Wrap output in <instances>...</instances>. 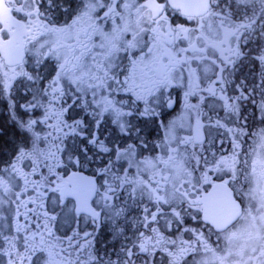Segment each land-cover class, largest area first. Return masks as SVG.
Instances as JSON below:
<instances>
[{"label":"flooded vegetation","instance_id":"obj_1","mask_svg":"<svg viewBox=\"0 0 264 264\" xmlns=\"http://www.w3.org/2000/svg\"><path fill=\"white\" fill-rule=\"evenodd\" d=\"M120 1L0 0V222L20 237L0 238V264H202L207 252L211 264L229 254L264 264V207L257 217L242 193L256 186L264 197V40L242 46L236 0H209L199 16L166 0ZM113 20L133 28L117 39ZM86 60L97 71L79 75L77 93L70 74ZM138 160L168 164L156 169L164 181L194 174L197 211L161 218L182 209L174 191L158 215L144 194L129 205ZM73 174L86 177L68 182ZM158 181L161 194L173 189ZM70 189L85 203L93 192L97 217L75 211ZM208 196L221 216L205 221ZM246 220L255 232H242Z\"/></svg>","mask_w":264,"mask_h":264},{"label":"rangeland","instance_id":"obj_2","mask_svg":"<svg viewBox=\"0 0 264 264\" xmlns=\"http://www.w3.org/2000/svg\"><path fill=\"white\" fill-rule=\"evenodd\" d=\"M238 1L239 4L242 3V12L244 13L242 15V46L244 44L251 43L250 46L253 45L255 46V43L258 40L263 39L264 40V0H236ZM142 3L143 0H121L120 1V7L124 8V5H127V8H133L137 7L138 3ZM125 18L121 17L120 21H124ZM117 20H113V23L110 25V28H113L115 32L112 33L111 36L116 37L117 39L120 38L121 34L120 32L122 30H127L129 28H133L132 24L129 25H118L116 24ZM109 36V35H108ZM138 45V43H136ZM153 55L151 57H148L147 59L144 60L143 65L148 67L150 62H152L155 58V50L152 51ZM113 61H111V64H107L108 68L112 69ZM117 65V64H116ZM96 64L92 63L89 64V62L86 60L85 65L83 66H78L76 68V71H72L70 74V84H71V89L77 93H79L80 90L84 88L83 82L79 81V75L82 74L83 72H87L89 74L94 73L96 70L95 68ZM150 67H148L146 70H149ZM155 101H151V104H154ZM190 120V118L188 119ZM192 122V121H191ZM172 125H167V131L165 132V135L167 137L171 136V131H172ZM189 133V124L186 119H183L182 122V134L183 136H187ZM185 138V137H184ZM171 142H174L173 139H171ZM174 144V143H170ZM173 146V145H172ZM162 154V152H160ZM164 165V164H162ZM162 165L158 168V166L155 164V162H143L141 160L135 161L134 162V171L128 176L127 180V185H131L129 187V190L124 194L129 196V202L131 203H136L139 200V196L144 194L145 196L148 197L149 201L153 204L150 209L151 212H155L156 215L159 213V209L165 205V201L169 202L170 199H172L174 196L173 194H177L178 196H181L182 200V209H177L176 211L174 209H170L167 212L166 210H161V218L173 216L175 217L176 215H187L186 213L188 211L190 215H193L194 212L197 211V207L194 203V198L196 195H198L197 191V177L194 174H187V172L178 175L177 173H173L171 177L167 180L164 181L162 178H158L155 176V174L158 173L156 169H160ZM167 165H164V167H167ZM174 165L171 164L169 166V169L173 168ZM186 168L185 165H183L182 170ZM174 171V170H173ZM207 171V168H206ZM206 174V172H204ZM122 177V176H120ZM124 178V177H123ZM201 181H204V178L201 176ZM161 180L165 184L169 181L172 184L173 189L167 190V192L161 194L163 189H161L159 184V181ZM59 179L57 182L59 183ZM131 183V184H130ZM147 184H150L151 187H148ZM257 184V183H256ZM253 185L255 183L253 182ZM160 187V188H159ZM155 190V193L153 194L152 191ZM170 191H174L173 194L170 193ZM145 192V193H143ZM201 193V191L199 192ZM243 196L245 198V202L247 205L254 206L257 210V217L262 216V212L260 207H264V197L260 196L259 191L257 190L256 186H250L246 190H244ZM162 198L165 200L164 202L162 201ZM155 199V201H153ZM179 200V198H177ZM51 205H49L50 207ZM54 207V205H53ZM110 207L112 210H110ZM133 206H129L131 208ZM105 210H108V213H111L114 215L115 209L114 206H108L104 208ZM52 210V209H51ZM104 210V211H105ZM42 216L46 215V212L41 213ZM65 217V213L62 212V218ZM144 217V215H143ZM151 220L153 221L154 218L151 214ZM158 217H156L155 221L157 220ZM249 230L255 232L256 228L252 227V224L246 220L244 223H242V232H248ZM241 231V228H237V234ZM7 236L9 239L8 241H15L18 243V239L20 238L17 232L13 231V227L10 226V224H7L6 221H1L0 222V238H3ZM243 242V241H242ZM224 243V242H223ZM248 242H245L244 244L246 245ZM14 246L13 243H10ZM234 246H239L238 241H233L229 243V247L231 249H235L236 247ZM256 246V243L251 242L250 245H247V248H254ZM11 249V248H10ZM13 249V247H12ZM3 252H0V259H1V254ZM4 259V258H3ZM214 260L213 253L207 252L205 256L201 257L199 261L202 264H211ZM241 258L234 254L233 256L229 254L228 256H224L222 261L223 264H232V262H239ZM9 262L8 259H4V264H7ZM12 262L13 259H12Z\"/></svg>","mask_w":264,"mask_h":264},{"label":"water","instance_id":"obj_3","mask_svg":"<svg viewBox=\"0 0 264 264\" xmlns=\"http://www.w3.org/2000/svg\"><path fill=\"white\" fill-rule=\"evenodd\" d=\"M168 6L172 9V10H176L179 11L180 13H182L183 15H187V16H199L202 15L203 13H205L208 9V4H209V0H166ZM75 177H82L85 178L86 176H82V175H70L67 178V181L69 182L70 179H74ZM66 185V184H65ZM65 186L60 188V195L61 198L64 199L66 196V191H65ZM69 194L71 195V197H73V199L75 200V211L78 213H84L86 215L92 216L93 218L97 217L96 214L94 215L93 212L94 210L92 209L91 205H90V199L93 196V192H89V199L84 202L78 201L74 195V192L72 189H70ZM218 193V196L220 197L221 201H226L229 200V197H221L220 196V191H217L216 194ZM222 193V192H221ZM215 194V193H214ZM212 195V194H211ZM225 195V194H224ZM211 197V196H208ZM207 197V198H208ZM217 198V197H216ZM215 198V199H216ZM212 199V197H211ZM214 198L212 199V203L211 200L209 203L208 200H203L204 202H202V207L204 209V213L202 214V217L205 221H208L209 219H211L215 214H217L218 210H215L214 212H209V208L212 205H217V201L219 200H215ZM206 204H208L206 206ZM216 208V207H215ZM219 209V208H217ZM221 209V208H220ZM213 210V209H212ZM208 216V217H207ZM221 216V214H217V216L214 217H219ZM226 216V215H224ZM235 216V215H234ZM210 217V218H209Z\"/></svg>","mask_w":264,"mask_h":264},{"label":"trees","instance_id":"obj_4","mask_svg":"<svg viewBox=\"0 0 264 264\" xmlns=\"http://www.w3.org/2000/svg\"><path fill=\"white\" fill-rule=\"evenodd\" d=\"M243 14H244V13L242 12V15H243ZM247 45H248V46H250V45H251V43H248ZM247 45H246V47H247Z\"/></svg>","mask_w":264,"mask_h":264}]
</instances>
